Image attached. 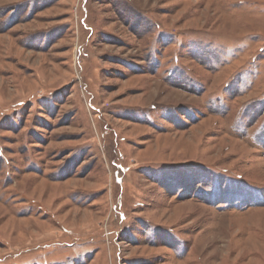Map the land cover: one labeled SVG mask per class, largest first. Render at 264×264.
Wrapping results in <instances>:
<instances>
[{
	"label": "rangeland",
	"instance_id": "1",
	"mask_svg": "<svg viewBox=\"0 0 264 264\" xmlns=\"http://www.w3.org/2000/svg\"><path fill=\"white\" fill-rule=\"evenodd\" d=\"M0 264H264V0H0Z\"/></svg>",
	"mask_w": 264,
	"mask_h": 264
}]
</instances>
